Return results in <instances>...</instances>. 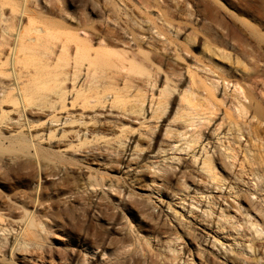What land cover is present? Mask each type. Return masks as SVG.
<instances>
[{
	"label": "rangeland",
	"instance_id": "374dc122",
	"mask_svg": "<svg viewBox=\"0 0 264 264\" xmlns=\"http://www.w3.org/2000/svg\"><path fill=\"white\" fill-rule=\"evenodd\" d=\"M14 1L0 0V32L2 31L0 33V42L6 40V42H9L7 44H10L12 47L14 46L13 41L16 37L15 32H13V30L11 32L10 30H7L8 26L11 25L10 22L7 23L8 25H6L7 27L5 26L6 27L5 29L4 25L6 24L7 21L5 22L3 20H7V19L8 21L13 20L11 18L16 17V12L15 13L12 12V9L16 5V3L24 2L25 3L24 5H26L27 0H14ZM29 1H33V0H29ZM41 1L34 0L33 1L34 3L28 2V4L31 5L30 7L28 4L27 5L31 10L43 16L42 18H39L37 19V21H35L39 27H42V29H46V27H44L46 21H53L55 23L61 22L63 20L62 17L63 12L64 15L69 13L74 14L80 10H82L80 11V13L81 12L83 13L84 11H86L85 8L89 5L86 2V0L85 1L66 0V2H68L67 4L64 0L62 1L58 0V3L60 1L63 6H61V3L59 5L56 0H55L56 2L52 0H48V1L41 0ZM50 1L51 3L53 2V4L55 2V4L57 5L54 7V10L56 9V7H58V5H59L58 8L61 7L60 10L59 9L55 10L60 12L61 14L58 13L56 16L57 12L55 14L47 13L46 8L49 7V5H53L50 3ZM193 1L195 2L196 0ZM12 2H14L15 4ZM37 2L38 3L41 2V4H38ZM45 2H47V4H45L46 6L44 5ZM79 2L80 4H78ZM81 2L83 3L85 2V4H82ZM35 3H37L38 6L37 4L35 5ZM216 3L222 12L228 15L230 14L236 15L240 20H243L244 22L246 21V23L249 22L251 25L256 26L260 30V33L264 34V27L263 28L258 27V25L261 22L260 20L257 19L259 17V13L257 11L254 10L253 14H244L232 8L227 3V0H216ZM39 5L42 6L43 10L40 8ZM83 5L85 7V8L82 7L84 8V11L83 9H81V6ZM36 7L38 8L39 11L37 10ZM73 8L78 10L76 11ZM62 9H66L65 10L66 13ZM200 10H202L200 11L199 14L201 18H198V20L195 21V24L192 22L188 26H186L188 27L186 28V34H189L188 35L189 38L190 37L194 38V44L192 48H189L188 50L189 54L187 55L186 50L184 49V47H182L183 46L182 44L186 43L187 38L185 37V35L182 36V34H180V36L177 37V42L179 43V45L170 44L171 49L169 50L172 51L173 49V51L172 52L164 51L163 52L164 54H160L158 56V60H155L156 62L153 61L154 62L153 66H155L154 69L157 70L158 67V70L155 73L153 66L152 67L150 66V68L146 67L148 70L153 69L152 72L155 76L154 75L152 76L151 74L152 80L151 78L150 80H148L149 77L147 78L146 76H143L142 79L139 78L141 77L139 75L135 76V78L139 76L138 77L139 81L138 79L133 80L134 84L132 83L133 85L131 84V86H134L135 83L138 86L137 88L136 85L135 87H132L133 90L132 89L130 90L132 93L131 94L129 93L130 94L129 96L131 98L133 95L135 96V94L139 95L140 93V95L142 96L143 93L146 94L147 98L145 96V100L147 101L143 105L146 111L148 110V113L146 112V115L145 114L143 115V112H139L140 103L138 102H136V105L134 106L136 108V106L139 105L137 106V108L139 109L138 111L139 113L138 114L135 113L137 112V108L136 109L133 108V104H135L133 102H135L134 100L136 99V97H132L135 98L134 100L131 99L133 100V102L131 100H128V98L127 100L124 99V103L126 106L123 108L124 105L120 103L118 105L119 107L117 108L112 106V102H109L112 99V96L110 95L107 97L109 100L106 98L108 102L106 101L101 105L98 104L97 105L98 107L96 106L97 108H93V109L91 108L92 110L90 108L87 109L82 104L83 96H80L78 100L74 101L76 95V89H72V87L69 86L70 85L69 82L63 83L64 85H61L60 83L61 86L69 87L67 88L68 90L65 91L66 92L65 97L61 101L58 95L56 94V91L58 90L56 89V87L59 86V83L57 82L58 80L62 79V76L60 75L61 76L60 78L54 77L55 75L54 71L57 70L54 68L58 66V64L55 62L57 61L56 59L58 58L60 53V50H58V48H55L54 53L53 52L51 53L48 50V53L49 54L51 53L52 55L51 54L49 55L48 53L47 55H45L46 53L42 51L43 49L44 51H46L47 48L43 47L45 41L42 40L43 45H39V46L34 45L33 47H29L27 49L29 51L23 50V54L22 52L18 51L20 54L19 53L17 54L18 60H15L14 63V57H16V53L12 51V47L10 48L8 45L6 46L5 44L6 42L5 43L3 42V44L0 43V57H1L0 62L6 63V65L4 63L2 66H0V78L2 80L1 82L2 84L3 83L6 84V85L3 84L2 86L6 87L7 90H10L9 88L12 87L11 85L14 82L13 79L17 77L22 86L30 87L31 84L36 83V87L39 91V94H42V96H40L39 98L37 97L38 100L36 102L38 103L43 101L46 102L47 97H48L47 103L51 104L55 101L51 107L53 110L50 108L46 109L45 107L44 108L41 107L43 109L42 110L41 108L38 109V107L36 108L34 106H29L28 108L30 109L26 108V110H24V114L26 118L31 117L30 126L27 127L25 120L23 121L25 117L24 114H22L23 113L22 109L14 101V98L12 96L15 92L10 91L9 92L10 94H8V96L6 94H3L5 88L3 89V87L0 84V88H1L0 90H2V92H0L1 95L0 96V173H1L0 176H2L0 177V192H1L0 193V218H1L0 219V229H1L0 230V242H1L0 264H33V263L34 264L36 263L37 264H111V263L112 264H249L251 262H253L251 264H264V233L260 235V237L262 236L260 238L257 235V233H255L256 229L254 227H250L253 219H251L245 214L246 213L245 208L253 211L255 210L257 211L258 209H260V206L261 208L264 207L263 206L264 202L256 198L257 192L258 193L263 192L264 188L261 191L260 187H256L254 185L256 183L255 180L253 182H250L251 177L247 175L248 169L243 170L238 168L236 169L237 170L236 172L234 166L231 165L233 167L232 170L233 169L234 170L233 172H230L232 170L229 169L225 170L223 166H221L218 163V161L225 159L226 157L225 155L228 153L225 150L227 146L230 147L237 146V148L235 147L234 148L236 149V151L240 150L239 153H242L241 156H244L245 153L247 154L245 155L246 162H244L246 168L248 165L254 162V164H251L254 167H252L251 165L250 167H252L254 170L258 168L256 169V172L257 173L259 172L260 174L263 173L262 175L264 176V170H263L264 141L260 140L264 137V130H263L264 123L257 125L256 124L258 123L257 120L256 119L252 120L253 118L251 116L249 117V113H250L249 108H248L249 113L244 116L242 115L243 117L237 112V108L240 106L239 104L241 103V101L245 106H248L249 100L246 101L243 99H239L241 101L237 100L238 98L236 94H234L233 91L231 90L232 83L229 84V86H226V88H223L220 80L219 89L218 91H216L213 100H211L210 102L211 109H209L210 103L208 102V100L204 99V96L206 97V94L202 90V88L199 86L198 87L193 86V90L195 89L196 92L195 94L197 95L196 96L194 94V96L197 97L194 100H196L197 102L193 101L196 104L192 103V107H190L189 109L188 106L187 109L191 111L189 112L190 114L194 112L195 114L199 115L197 118H195V116L197 115L192 114L195 115L193 116V118L195 119L190 117L192 115L188 116V118L185 116L189 114L188 110L184 108L182 109L181 107L187 106L184 105L187 103L181 102L180 95H178L181 92H183L185 86L190 85L189 82H191L192 76L196 80L197 79L205 80L208 84H210V82L212 81H217L218 76L219 75L221 76L222 74L232 77V79L240 78L239 81H244V83L246 82L245 84L241 82V84H243L244 87L246 86L249 87L251 85L250 88L248 89L251 90L254 96L253 98L254 101H252V103H255L254 105L256 104L260 105L261 103V105L264 107V82L262 76L259 75L262 74L261 73L262 71H264L263 69L264 52L263 50H261L262 52H260L259 50L260 48L258 49L259 50L258 51L256 49L258 47H256L255 44L252 46L251 43H253L252 41L254 40L252 39L254 38L253 36L249 34H247L249 37L243 36L244 34L241 32H237V33L231 32L228 33L229 34L228 35L227 31H225L226 29L222 28L223 30H221V28L217 26V23H219L220 21L222 22V18H221L222 16H220L219 19L217 20L218 16L214 13L210 14L212 12L210 10L209 12L208 9L206 10L204 6H201ZM88 11L89 10L87 9V12ZM207 12L211 15L210 19H209L210 15ZM84 13L86 14V12ZM50 14L52 16H50ZM205 14L208 15V17ZM17 16L19 17L18 13ZM20 17L19 18L21 19V22L23 21L22 25H25L26 22L28 23L26 16H20ZM16 20L17 17L16 19H14V21ZM179 21L180 20H178V22ZM1 22L4 24H2ZM212 24L216 26V28H214L213 31L206 28L211 26ZM217 27L219 30L217 29ZM5 30L8 31V32L6 31L7 34L10 33L8 34L9 35L8 38H5V36L7 35L4 32ZM56 30H58L56 32H59L58 28ZM225 33L227 34L228 38ZM3 34H5V36H2ZM38 34L41 35L40 33L36 32V36ZM161 39L164 40L163 37ZM222 39L225 42L222 41ZM145 40H147V38ZM249 40H251V42ZM97 46L98 45H95V47ZM177 46H179L178 51L176 49ZM262 46L264 47V43L262 44ZM250 51L253 52L255 51V52L250 53ZM183 53L186 54L187 56L184 55ZM248 53H250L252 56L250 54L248 55ZM259 53L261 56L257 55ZM8 54H10L11 56ZM21 54H22V58H20ZM43 54L45 55V57L43 56ZM7 55L10 56L11 58L8 59ZM23 55L24 57H26L25 59ZM28 55L30 59L27 57ZM48 55L51 57H48ZM41 56H43L42 61L40 59ZM46 57H48L49 59H46ZM251 57H253V59L255 60L253 61ZM257 58H259L263 62H261ZM5 59H7L8 61L12 60V62H10L9 64L6 62L7 60ZM256 59L258 60L259 65L256 64L255 62L257 61ZM38 60L39 62H37ZM53 61L54 63L52 64ZM20 64L22 65L23 68H25L24 70L22 69ZM31 64L33 65L31 66ZM54 64L57 66H53ZM38 65L39 67H37ZM40 65L41 67L43 66V69L44 68L45 69L42 70L40 68ZM33 66L37 69V71L34 68H33L34 70L32 69ZM50 67L52 68L49 69ZM256 67H259L260 69L259 68L255 69ZM261 67L263 70L261 69ZM250 68L253 69L251 70ZM28 69H30L32 72ZM27 70L29 71V73ZM253 70H255L256 72H254ZM3 72L5 74H3ZM13 72L14 74H12ZM257 73H258L257 75L258 77L254 76ZM11 74L14 75V77H12ZM33 74L34 76H32ZM7 75H10L11 78L9 76L7 77ZM37 75L39 78L38 77L35 78V76ZM48 75L50 76L48 77ZM24 77L26 79L29 77V79L25 80ZM164 79L169 81L167 82L165 80L164 82ZM153 80L156 81L157 83L155 82L156 83L155 84ZM53 81L56 84H53L54 83ZM151 81L154 84H152ZM171 83L172 85H174V87H177V89H175L172 85H170ZM149 84H151L154 88H152V86ZM104 87H105V83H104ZM165 87L168 90L172 91L174 94L170 93V96L169 94L168 96H166L167 94L159 95L160 93L159 91ZM134 88L137 90V92H138V88H140L141 91L143 90V93L140 92V89L138 93L137 92L135 93L136 90ZM172 89L173 90L175 89V92ZM45 91H47V94ZM50 91H53V93ZM48 94H50V96ZM5 95L6 97L3 98ZM43 95L45 96L47 95V96L43 98ZM72 96L74 99L71 98ZM162 96L163 97L165 96L167 99L163 98ZM162 98L164 99V101ZM57 100L59 106L56 107L55 104L58 105ZM150 101H152L155 105H157L159 101H161V103L162 102L168 103L167 107L165 105V107L167 108L165 113H163V115L161 113L162 112L161 108L163 107V106L161 107V105L163 104L161 105L158 104L157 106H154V104L151 103ZM213 102L215 103L214 106L216 107L212 105ZM109 104H111V107ZM194 104L198 106L194 108ZM120 105H122V107ZM150 105H152L154 108L150 107ZM114 106H117V104ZM158 106L160 107L157 108L156 111V107ZM150 108H152V110H150ZM179 108H181V110H179ZM177 109L179 112L177 111ZM192 109L196 111H193ZM20 110L22 113L20 112ZM153 110H155L156 112ZM209 110L210 111L217 110V113L215 112L216 116L211 115L213 116L210 120L211 122L210 121L207 122L203 118L205 115L211 113ZM180 111H182V113H180ZM157 112H160L161 114H158ZM183 112H186L187 114L186 113L184 114ZM20 113L22 114L23 119L22 117H20L21 116ZM179 113L182 114L181 116L183 118L181 117V120L180 119L176 120L178 115L180 117ZM154 114H158L157 117L158 119L155 117L156 115L154 116ZM152 115L154 118H152ZM53 119L55 120L54 123H53L54 121ZM188 119L190 120L193 119L194 121L189 120L190 123H188L189 122ZM200 119H203L202 121L205 122H202ZM193 122H195V124ZM156 123H158L157 126ZM246 124H248V126ZM188 125L190 126L187 127ZM256 125L258 126V128H260V130L258 129L259 132H257V135L255 136H259V137H253L252 140L253 134L247 133L245 129L247 130L251 128L256 129ZM26 129H28V131ZM241 129H243L244 132ZM166 131L168 132L171 131V132L170 134H168V132ZM198 131L203 132L202 138H200L201 140L199 139L200 141H198V144L195 147H193L195 144H193L192 142L191 145H193L192 146L193 148L192 149L188 148L186 143L188 142V140H191L190 138H192L191 136H193L194 134H195L194 137L198 136L196 135L200 133ZM238 131H240V133ZM182 132H184L185 134L187 132L188 135L182 137ZM241 132L245 134L242 137H240V135L242 134ZM248 135L251 137L250 139ZM260 135L263 136L261 137ZM20 137H25L26 141L28 140L31 142L30 145H33L34 147L37 146L40 151L44 153H48L49 159L47 158L46 161L45 159L44 161L42 160L41 164H39V162L37 161L33 162V154H35V148L33 146L28 150L24 148V152L21 151L13 152L12 148L17 147L18 149L20 147L17 146V144L19 145L17 141L20 140ZM34 137L37 139H35ZM194 137L193 140H195ZM228 142H231L232 144L229 145ZM203 144L205 146V150H202L204 147ZM224 144L225 146H223ZM261 145H263V147ZM259 146H261V148ZM184 148L186 149L188 148V150L185 149L186 150L185 151ZM222 148L225 150L224 151L225 153L223 152ZM219 151H221L220 154ZM213 153H215L216 155ZM221 153L223 154V156L221 155ZM20 156L23 157L24 160L23 159L21 160ZM262 156L263 158L261 159ZM220 157L222 158L220 159ZM246 157L247 159L249 158V160L251 159L250 161L248 160L249 164L247 163ZM207 158L208 159L211 158L212 161H213L212 158H214L216 160V161L214 160L215 165L218 167L220 166L219 168L215 166L216 170L214 169V173L219 175L217 176L215 174L216 181H218V183L212 181V178H210L211 177L210 174H208L210 176L209 177L207 173H205L206 172L205 170H200L203 169L201 168L203 167L201 161ZM253 158L254 161H252ZM55 159H59L64 162L57 163ZM257 160L259 163L257 162ZM51 161H54V163L57 164V166H55V164ZM228 161L230 162V164H232L231 160ZM229 162H227V164H229ZM255 163L257 166L255 165ZM260 163L261 166L258 165ZM44 164L49 165L51 167L55 166L54 168L47 170L48 171L47 173H50V176H48L47 174H46L47 176L44 175L45 174L43 173V170L45 169ZM32 165H34L33 167L36 168V171L33 169L35 179L33 178V180L31 181L29 180L31 179L29 178V173L32 172ZM37 168H41V169L37 170ZM234 171H235V175H234ZM243 171L246 172L244 173ZM229 172L231 174H229ZM24 175L27 176L25 177ZM242 175H244V177ZM44 176H46L48 179L47 178L45 179ZM224 176H226L227 178ZM39 177L42 178L40 179ZM63 177H66L67 181L70 182V184L72 185L70 189L66 188L65 192L60 191V184L63 181L62 180ZM223 178L225 185L220 183L222 182ZM226 179H229V181L231 179V181L228 182ZM10 180L11 182L9 183L8 181ZM245 181L250 183L247 184L245 183ZM213 182L217 185L221 184L227 188L224 189L215 188L214 186L216 185ZM95 183L96 184L99 183L101 184V186L94 187ZM250 189H253L251 190L252 192L250 191L251 193L249 192ZM255 189L257 191H255ZM116 190L118 192H116ZM44 191L46 192L45 194ZM47 192H49V194ZM53 192L57 194L54 195ZM124 192H125V199L120 200L119 197L121 196V193L124 194ZM253 193L255 196L251 195ZM263 193L260 194L264 195ZM32 194H36V195L33 196ZM54 196L56 199L54 198ZM218 196L219 198H221V200L217 198ZM122 197L123 195L120 198L122 199ZM213 199L216 201H214ZM30 200L32 201V204ZM84 202L85 204L84 206H82ZM89 202L91 205H89ZM202 202H204V204H202ZM217 202L220 205L222 204V202H226L227 207L224 206L226 208L224 213L222 212L223 214L219 213L221 211H219L220 210L218 207L219 205L216 207V205L218 204ZM206 203L207 204L209 203L210 206L211 204L213 205L215 204V206L212 205L213 207H210L209 204L207 205ZM2 204L4 207L2 206ZM70 205H73V207H71ZM168 206H170L169 209L167 208ZM262 209L264 210V208ZM263 210L262 213L259 211L260 212L259 223H261V226L264 225ZM235 215L236 217H238V221H239L238 222L239 224L237 223L238 226L239 227L241 226L238 232L235 233L233 232L231 235L230 233L224 231L225 235L228 238L226 240L219 239L220 241L217 240L218 243L216 241L214 242L212 238L206 239L207 238L206 234L208 233H210L208 235L211 236L215 235L214 233L222 234L223 230L221 228L227 226V228L230 229L229 225H236V221H234L236 219L234 220L232 219L233 216ZM208 216L211 218V220H209L210 218ZM227 217L228 219L229 218L231 219L227 220L226 222V220L224 219H227ZM37 218L40 220H38ZM2 219L4 220V222ZM31 220H33V222L38 224L40 222L41 224L38 226L39 229L37 230L38 228L37 227L36 228L37 231L35 230L39 234L38 236L40 237V241L39 239L37 240L38 238L37 235L34 236L36 239L33 236L30 237L22 236L25 229L28 228V225L32 223ZM249 220L251 221L249 222ZM212 221L214 223H212ZM5 222H7V224ZM204 222H206L207 224ZM219 222H222V225ZM225 222L227 224H225ZM161 226H164L165 228ZM42 228L43 231L49 234V236L47 233L44 234L45 232L41 231ZM3 229L5 231L7 229V231L4 232ZM218 229L219 230L221 229L222 232H220L221 230L219 231ZM48 230L51 232V234L50 232H48ZM204 231L208 233H205ZM243 234L244 236H242ZM138 235L142 237V241H141V237H139ZM150 236L152 237L150 238ZM161 237H164L165 240ZM143 238L146 239L147 242ZM173 239H175L176 241ZM253 239L255 241H253ZM4 240L7 243L9 242L8 245H6L7 243L4 244L5 243ZM235 240L238 241V243H236ZM139 241L140 243H138ZM172 241L175 242L172 243ZM34 242L36 243L33 244ZM10 243L11 245H9ZM22 243H24L26 246H24ZM19 244L22 245L20 246ZM36 244L37 246H35ZM146 244L149 245V247ZM151 244L152 246L150 247ZM7 246L9 248H7ZM40 246H42V249L40 248ZM127 246L131 248L129 247L127 248ZM168 247L170 248L169 250L167 249ZM16 248L18 249L19 252L17 251ZM39 248L41 250V253L39 251ZM171 250H173L172 253L174 252L173 255L172 253H170ZM142 251L143 252L148 251V252H144L145 256H143ZM135 252H138L139 255L138 253ZM116 254L119 256V258ZM237 256L239 258H237ZM244 258H247L249 260L251 259V261L247 263V261L245 260L244 262ZM95 259L96 261H94Z\"/></svg>",
	"mask_w": 264,
	"mask_h": 264
},
{
	"label": "bare ground",
	"instance_id": "6f19581e",
	"mask_svg": "<svg viewBox=\"0 0 264 264\" xmlns=\"http://www.w3.org/2000/svg\"><path fill=\"white\" fill-rule=\"evenodd\" d=\"M14 1V0H13ZM34 1V0H33ZM33 1H29V0H27L26 1V5H24L25 3L24 2H19V3H16V5L14 6V8L12 9V12H16V17H17V20L16 21H18V22H16V21H14V19H16V17H12L11 19H13V20H10V21H8V19L7 20H3V21H7L6 22V24L4 25V27L6 26V25H8L7 23H9L10 22V26H8V28H7V30H10V32L13 30V32H15V39H14V43H13V47L10 45V44H7V43H9V42H6V40L5 41H2V38H1V41L2 42H0L1 44H3V42L6 44V46L8 45L10 48L12 47V51L13 52H15L16 53V57H14V63H15V60H18V53L19 52H22V54H23V50L25 51V50H27L29 47H33L34 45H36V46H39V45H43V42H42V40L43 41H45L44 42V45H43V47H46L47 48V50L46 51H44V49H43V51L42 52H45L44 54L45 55H47V53H48V50H49V52H53L54 53V51H55V48H58V50H60V53H59V56H58V58L56 59L57 61L55 62V63H57L58 64V66L60 67H58L57 65H53V66H57L56 68H54V69H57L56 71H54L55 73V75H54V77H61L62 76V79L61 80H58V82L57 83H59V86H57L56 87V89H58L57 91H56V94L58 95V97H59V99L62 101V99L65 97V91L66 90H68L67 88H69V87H66V86H61V85H64L63 83H66V82H69L70 83V85L69 86H71L72 87V89H76V95H75V100L74 101H76V100H78L79 98H80V96H83V100H82V104H83V106L85 107V108H97L98 106V104H102V103H105L107 100H106V98L108 97V96H112V101L110 100L109 102H112V106L113 107H119L118 105L121 103V104H123L124 106H123V108L126 106L125 105V103H124V99H126L127 100V98H128V100H131V99H135V98H132V97H136V99L134 100L135 102H133V100H131L133 103H135V104H133V108H135V106L134 105H136V102H138V103H140V111H139V109L137 108V106H139V105H137L136 106V108H137V112H135V113H139V112H143V115L145 114L146 115V112L148 113V110L146 111V109H145V107L143 106L145 103H146V101L147 100H145V96H146V94L145 93H143V90L141 91V89L140 88H138V92H139V89H140V92H142L143 93V96L142 95H140V93H139V95L137 94H135L136 92H137V90L135 91V96L133 95L131 98H130V94L132 93L130 90L132 89L133 90V88L132 87H135V85H136V83H135V85L134 86H131V84L133 83L134 84V82H133V80H137L138 79V81H139V78L140 79H142V77L143 76H146L147 78L149 77V79L148 80H150V78H151V80H152V76L154 75L153 74V69H154V67L155 66H153V61H155V60H158V56L160 55V54H164L163 52L164 51H171V50H169V49H171L170 47H171V45L170 44H174V45H179V43L177 42V37L178 36H180V34H182V36L183 35H185V37L187 38L186 39V43L184 44H182L183 46L182 47H184V49L186 50V54L188 55L189 53V48H192V46H193V44H194V38L193 37H190L189 38V34H186V28H188V27H186V26H188L190 23H194L195 24V21L196 20H198V18H201L200 16H199V14H200V11H202V10H200V7L201 6H204L205 7V9L207 10L208 9V11L210 10L212 13H210V14H216L217 16H218V18H217V20L219 19V17L220 16H222L221 18H222V22L220 21L219 23H217V26L219 27V28H221V30H223L222 28H224V29H226L225 31H227V34L228 33H231V32H235V33H237V32H241V33H243L244 35L243 36H247V37H249L247 34H249V35H251V36H253L254 38H252V39H254L252 42L253 43H251L252 44V46L255 44V46L256 47H258V48H256L257 50L259 49L260 50V52H262L261 50H263V52H264V47L262 46V44L264 43V34H261L260 33V30L256 27V26H253V25H251L249 22L248 23H246V21L244 22L243 20H240L236 15H234V14H230V15H228V14H226V13H224V12H222L221 10H220V8L217 6V3H216V0H196L195 2L193 1V0H86V2L89 4H87L88 6V8L86 7H84V5L83 6H81V9H83V11H84V8L86 9V11H84V12H86V14L83 12H81L80 13V11H82V10H80V11H77L76 9H74V10H76L77 11V13H74V11H73V9H72V11H73V13L74 14H71V13H69V14H65L64 15V12L62 13L63 15H62V17H63V20L61 21V22H59V23H55V22H53V21H46L45 22V24H44V27H46V29H42V27H39L37 24H36V22L35 21H37V19H39V18H42L43 16L42 15H39L37 12H35V11H33V10H31L29 7L31 6V5H29L28 4V2H33ZM38 1V0H37ZM39 1H41V0H39ZM46 1H48V0H46ZM52 1H55V0H52ZM57 1V3H58V0H56ZM55 1V2H56ZM60 1H62V0H60ZM59 1V5H60V2ZM65 2H66V0H64ZM81 1H83V0H81ZM85 1V0H84ZM15 2V1H14ZM14 2H12V3H14ZM42 2V1H41ZM41 2H37L38 4H41ZM55 2H54V4H53V2L51 3V1H50V3L51 4H53V5H49V7H45L46 8V11H47V13L49 14V13H51V14H55L56 12V16H57V14L58 13H60V12H58V11H55L56 9H61V7L60 8H58L59 7V5H58V7H56V9L54 10V7L55 6H57L56 4H55ZM65 2H64V4H65ZM10 3V2H9ZM34 3V2H33ZM37 3H35V5L37 4ZM49 3V4H50ZM68 2H66V4H67ZM82 4H85V2L83 3V2H81ZM227 3L232 7V8H234V9H236L237 11H240L241 13H244V14H253V12H254V10L255 11H257L258 13H259V17L257 18L258 20H260V24L258 25V27H264V0H227ZM2 4V3H1ZM11 4V3H10ZM15 4V3H14ZM13 4V5H14ZM29 5V7H28V5ZM38 4H37V6H38ZM45 4H47V2H45L44 3V5ZM78 4H80V2L78 3ZM77 4V5H78ZM81 4V5H82ZM70 5V4H69ZM69 5H68V7H69ZM40 6V5H39ZM46 6V5H45ZM61 6H63L62 5V3H61ZM11 7H13V6H11ZM65 7H66V5H65ZM82 7H84V8H82ZM37 8V7H36ZM40 8L42 9V6H40ZM39 8V9H40ZM62 8H64V7H62ZM79 8V7H78ZM67 9V8H66ZM66 9H62V10H66ZM87 9L89 10L88 12H87ZM37 10H38V8H37ZM43 10V9H42ZM39 11V10H38ZM70 11H71V9H70ZM75 11V12H76ZM209 11V12H210ZM42 12H44V11H42ZM68 12V11H67ZM79 12V13H78ZM10 13V12H9ZM17 13L19 14V17L20 16H26L27 17V21H28V23L26 22V24L25 25H22V22H21V17L19 18L18 16H17ZM65 13H66V11H65ZM89 13V14H88ZM203 13V12H202ZM201 13V14H202ZM206 13V12H205ZM208 13V12H207ZM11 14H13V13H11ZM50 14V16H52ZM61 14V13H60ZM209 14V13H208ZM209 14V15H210ZM15 15V14H14ZM206 15V14H205ZM9 16H11V15H9ZM13 16V15H12ZM207 17H208V15H206ZM60 17V16H59ZM210 17H211V15L209 16V19H210ZM23 18V17H22ZM213 18H214V16H213ZM220 18V19H221ZM176 19H177V21H176ZM178 20H180L179 22H178ZM211 21V20H210ZM215 21V20H214ZM12 22V23H11ZM263 22V23H262ZM2 23V22H1ZM38 23H39V20H38ZM213 23V22H212ZM2 24H4V23H2ZM209 24V23H208ZM43 25V24H42ZM3 26V25H2ZM40 26H41V24H40ZM7 27V26H6ZM6 27H5V29H6ZM218 27H217V29H218ZM59 29V32H56V31H58V30H56V29ZM207 29H209V30H212L213 31V29L214 28H216V26H214L213 24L211 25V26H209V27H206ZM4 29V28H3ZM7 30H5L4 32L6 33V31ZM216 30V29H215ZM219 30V29H218ZM2 32V31H1ZM0 32V33H1ZM8 32V31H7ZM36 32L37 33H40L41 35H37L36 36ZM58 33V34H56V33ZM222 32V31H221ZM212 33V32H211ZM214 33V32H213ZM224 33V32H223ZM7 34V33H6ZM8 34H10V33H8ZM6 35L5 36V34H3L2 36H5V38H8V36L9 35ZM12 34H14V33H12ZM226 34V33H225ZM227 34H226V36H227ZM147 35H148V37H147ZM197 35V34H196ZM215 35V34H214ZM229 35V34H228ZM11 36V35H10ZM236 36V35H235ZM164 38V40H162L161 38ZM230 37V36H229ZM240 37V36H239ZM10 38V37H9ZM14 38V37H13ZM147 38V40H145ZM227 38H228V36H227ZM233 38V37H232ZM8 40V39H7ZM243 40V39H242ZM9 41V40H8ZM222 41H224L223 39H222ZM222 41H221V43H222ZM227 41V40H226ZM245 41V40H244ZM243 41V42H244ZM248 41V40H247ZM250 42H251V40H249ZM225 42V41H224ZM248 43V42H247ZM246 44V43H245ZM95 45H98L97 47H95ZM248 46V45H247ZM250 46V45H249ZM215 47V46H214ZM251 47V46H250ZM181 48V47H180ZM216 48V47H215ZM3 49V48H2ZM1 49V50H2ZM42 49V48H41ZM177 51L179 50V46H177ZM218 49H220V48H218ZM249 49V48H248ZM254 49V48H253ZM4 50V49H3ZM11 50V49H10ZM36 50V49H35ZM57 50V51H58ZM258 50V51H259ZM19 51V52H18ZM27 51H29V50H27ZM33 51V50H32ZM38 51V50H37ZM40 51V50H39ZM56 51V52H57ZM172 51H173V49H172ZM171 51V52H172ZM181 51H183V50H181ZM223 51H225V50H223ZM4 52V51H3ZM6 52V51H5ZM11 52V51H10ZM36 52V51H35ZM254 53L253 51H250V53ZM257 52V51H256ZM7 53V52H6ZM6 53H5V55H6ZM50 53V54H51ZM178 53V52H177ZM250 53H248V55L250 54ZM258 53V52H257ZM11 54V53H10ZM10 54H8V55H10ZM20 54V53H19ZM22 54L20 55L21 57L20 58H22ZM25 54V53H24ZM43 54V56L45 57V55ZM49 54V53H48ZM49 54V55H50ZM184 54V53H183ZM182 54V55H183ZM186 54H184V55H186ZM7 55V56H8ZM30 55V54H29ZM29 55L27 56L28 58H29ZM35 55V54H34ZM39 55H40V53H39ZM42 55V54H41ZM48 55V57H51V56H49ZM52 55V54H51ZM54 55V54H53ZM186 55V56H187ZM227 55V54H226ZM251 55V54H250ZM255 55V54H254ZM258 56L260 55V53L259 54H257ZM256 55V56H257ZM11 56V55H10ZM10 56H8V59H10L11 57ZM36 56H38V55H36ZM43 56H41V61L43 60L42 58H43ZM224 56V55H223ZM228 56V55H227ZM252 56V55H251ZM261 56V55H260ZM13 57V56H12ZM23 57H24V55H23ZM48 57H46V59H49ZM250 57V56H249ZM1 58V57H0ZM6 58V57H5ZM26 57H24V59H25ZM39 58V57H38ZM53 58V57H52ZM177 58V57H176ZM248 58V57H247ZM252 59H253V57H251ZM256 58V57H255ZM30 59V58H29ZM45 59V58H44ZM258 60H260L259 58H257ZM256 59V60H257ZM5 60H7V59H5ZM177 60V59H176ZM248 60V59H247ZM255 59H253V61H254ZM258 60L257 61H255L256 62V64L257 65H259V62H258ZM0 61H1V59H0ZM40 61V62H41ZM251 61V60H250ZM252 61V62H253ZM261 61V60H260ZM7 63H9L10 64V62H12V60L11 61H6ZM37 62H39V60L37 61ZM156 62V61H155ZM261 62H263V61H261ZM5 63V62H4ZM3 62L1 63L0 62V66H2L3 64H4ZM13 63V64H14ZM35 63V62H34ZM54 63V61L52 62V64ZM238 63V62H237ZM251 63V62H250ZM264 63V62H263ZM19 64V63H18ZM17 64V65H18ZM247 64V63H246ZM261 64V63H260ZM5 65H6V63H5ZM4 65V66H5ZM12 65V64H11ZM21 65V64H20ZM28 65V64H27ZM33 64H31V66H32ZM248 65V64H247ZM246 65V66H247ZM29 66H30V64H29ZM150 66L152 67L153 66V69H150V70H148L146 67H149L150 68ZM249 66V65H248ZM264 66V65H263ZM17 67V66H16ZM21 67H22V65H21ZM25 67H27V66H25ZM37 67H39V65L37 66ZM45 67V66H44ZM49 67V66H48ZM255 67V66H254ZM253 67V68H254ZM15 68V67H14ZM35 69L36 71H37V69L33 66L32 67V69ZM40 68L42 69V70H44L43 69V66L41 67V65H40ZM52 67H50L49 69H51ZM252 68V69H253ZM257 68H259V67H256L255 69H257ZM22 69L24 70L25 68H23L22 67ZM31 69V68H30ZM30 69H28V70H30ZM33 69V70H34ZM39 69V68H38ZM188 69V68H187ZM251 69V68H250ZM251 69V70H252ZM260 69V68H259ZM261 69H262V67H261ZM264 69V68H263ZM262 69V70H263ZM27 70V71H28ZM47 70V69H46ZM157 70H158V67H157ZM157 70H155L154 69V73L157 71ZM249 70V69H248ZM19 71V70H18ZM31 71V70H30ZM53 71H52V73H53ZM190 71V70H189ZM254 72H256L255 70H253ZM23 72V71H22ZM32 72V71H31ZM40 72V71H39ZM28 73H29V71H28ZM34 73V72H33ZM49 73H50V70H49ZM48 73V74H49ZM186 73H187V71H186ZM259 73V72H258ZM258 73L257 74H255L254 76H257L258 75ZM262 74H259V75H261L262 76V78H263V82H264V71H262L261 72ZM1 74H2V72H1ZM3 74H5L4 72H3ZM8 74H10V73H8ZM12 74H14V72L12 73ZM11 74V75H12ZM32 74V73H31ZM35 74V73H34ZM34 74L32 75V76H34ZM42 74V73H41ZM151 74H152V76H151ZM246 74V73H245ZM27 75V74H26ZM30 75V74H29ZM47 75V74H46ZM61 75V76H60ZM137 75H139V76H141V77H137V78H135V76H137ZM2 76V75H1ZM4 76V75H3ZM10 77V75H7V77ZM41 76V75H40ZM50 75H48V77H49ZM155 76V75H154ZM12 77H14V75H12ZM27 77V76H26ZM36 77H38V75L37 76H35V78ZM46 77V76H45ZM47 77V78H48ZM53 77V76H52ZM258 77V76H257ZM11 78V77H10ZM25 78V77H24ZM39 78V77H38ZM56 78V79H57ZM146 78V79H147ZM235 78V77H234ZM256 78V77H255ZM261 78V77H260ZM261 78V79H262ZM13 79V78H12ZM27 79H29V77L27 78ZM26 78H25V80H27ZM41 79V78H40ZM42 79H43V77H42ZM45 79V78H44ZM239 79L240 78H238V79H232V77H229V76H226V75H222L221 74V76L219 75L218 76V79H217V81H212V82H210V84H208L205 80H196V79H194V77L192 76V78H191V82H189L190 83V85L189 86H185V88H184V90H183V92H181L180 94H178V95H180V99H181V102H184V103H187V104H184V105H187V106H185V107H183L182 105V109L184 108V109H187V107L189 106V109H190V107H192V103H195V102H193V101H196V100H194V99H196L197 97V95L195 94L196 92H195V89L193 90V86H199V87H201L202 88V90L205 92V94H206V97L204 96V99H207L208 100V102L210 103L211 102V100H213V98H214V96H215V93H216V91H218V89H219V86H220V80H221V84H222V87L223 88H226V86H229V84H231L232 83V91H233V93L234 94H236V96H237V100H239V99H243V100H249V104H248V106H245L244 104H243V102L241 101V100H239V101H241V103L239 104L240 106L238 107V106H236V107H238L237 108V112L242 116H244V115H246V114H248L249 112H248V108L250 109L249 111H250V113H249V117L251 116L252 118V120H257V122L258 123H256L257 125L258 124H262V123H264V110H263V106L261 105V103H260V105H258V104H256V105H254L255 103H252V101H254L253 100V98H254V96H253V94H252V92H251V90L250 89H248V88H250V86L249 87H244L243 86V84H245L244 83V81H239ZM9 80V79H8ZM14 82H13V84L11 85L12 87L11 88H9L10 90H7L6 89V87H3L2 85L4 84H2V80H1V78H0V84H1V86L3 87V89H4V91H3V94H6L7 96H8V94H10L9 92L10 91H13V92H15L12 96H13V98H14V101L19 105V107L22 109V112H21V110H20V112L22 113V114H24V110H26V108H28L29 106H34V107H38V109L39 108H41V107H45L46 109H52L51 107H52V104H54V102L53 103H47L48 101H47V98H46V102L45 101H43V102H40V103H38V102H36L37 100H38V98L40 97V96H42V94H39V91H38V89H37V87H36V83H33V82H31V83H33V84H31V86L29 87V86H22L21 85V83H20V81H19V79L17 78V77H15L14 79ZM53 80H54V78H53ZM155 80V79H154ZM153 80V81H154ZM157 80V79H156ZM165 80L166 79H164V82H165ZM5 81V80H4ZM30 81V80H29ZM40 81V80H39ZM167 82L169 81V80H166ZM7 82V81H6ZM8 82H10V81H8ZM22 82H23V80H22ZM54 82V81H53ZM150 82V81H149ZM149 82H147V83H149ZM156 81H154V83H155ZM241 82H243V84H241ZM60 83H61V85H60ZM104 83H105V87H104ZM151 83H152V81H151ZM154 83H152V84H154ZM157 83V82H156ZM155 83V84H156ZM174 83V82H173ZM227 83V84H226ZM8 84V83H7ZM53 84H56L55 82L53 83ZM132 84V85H133ZM226 84V85H225ZM4 85H6V84H4ZM149 85H151V84H149ZM165 85H166V83H165ZM170 85H172V83L170 84ZM137 86L138 85H136V88H137ZM152 86V85H151ZM156 86V85H155ZM173 87H174V85H172ZM152 88H154L153 86H152ZM175 89H177V87H174ZM196 88V87H195ZM228 88V87H227ZM1 89V88H0ZM169 89H171V88H169ZM175 89L173 90L174 92H175ZM199 89V88H198ZM179 91V90H178ZM0 92H2V90H0ZM46 92V94H47V91H45ZM49 92V91H48ZM50 92H52L53 93V91H50ZM68 92H70V91H68ZM137 92V93H138ZM160 93H159V95H166V96H168V94H169V96H170V93H173L172 91H170V90H168L166 87L165 88H163V89H161L160 91H159ZM176 92H177V90H176ZM180 92V91H179ZM74 93V92H73ZM73 93H72V95H73ZM130 93V94H129ZM45 94V93H44ZM174 94V93H173ZM182 94V95H181ZM194 94L196 95V96H194ZM255 94V93H254ZM6 95L3 97V98H5L6 97ZM49 96H50V94H48ZM1 96V95H0ZM47 96V95H46ZM45 95H43V98H45L46 97ZM153 96V95H152ZM38 97V98H37ZM140 97V98H139ZM161 97V96H160ZM163 97V96H162ZM195 97V98H194ZM71 98H73V96L71 97ZM130 98V99H129ZM146 98H147V96H146ZM154 98V97H153ZM163 98H166L165 96L163 97ZM162 98V99H163ZM236 98V97H235ZM50 99V98H49ZM74 99V98H73ZM108 99V98H107ZM162 99H160V100H162ZM167 99V98H166ZM256 99V98H255ZM109 100V99H108ZM257 100V99H256ZM256 100H255V102H256ZM2 101H3V99H2ZM40 101V100H39ZM60 101V102H61ZM163 101H164V99H163ZM166 101V100H165ZM260 101V100H259ZM80 102H81V100H80ZM79 102V103H80ZM108 102V101H107ZM128 102V101H127ZM151 103H153L152 101H150ZM167 102H168V100H167ZM197 102V101H196ZM237 102V103H238ZM262 102V101H261ZM57 103H58V100H57ZM78 103V102H77ZM130 103V102H129ZM137 103V104H138ZM151 103H149V104H151ZM166 103V102H165ZM164 102H162L161 103V101H159V103L158 104H163V105H161V113H162V115H163V113H165V111H166V107H167V105H168V103H166L165 104ZM214 103V102H213ZM212 103V105L214 106L215 105V103L213 104ZM108 104V103H107ZM117 104V106H114V105H116ZM127 104V103H126ZM154 104V103H153ZM152 104V105H153ZM157 104V105H158ZM191 104V105H190ZM196 104V103H195ZM194 104V108L196 107V106H198V105H195ZM198 104V103H197ZM15 105V104H14ZM78 105V104H77ZM76 105V106H77ZM110 105V107H111V104H109ZM152 105H150V107H152V108H154ZM157 105H155L154 104V106H157ZM165 105H166V107H165ZM211 103L209 104V109H211ZM55 106L57 107V106H59V103H58V105H56L55 104ZM97 106V107H96ZM103 106H104V104H103ZM106 106H108V105H106ZM121 107H122V105H120ZM212 106V107H213ZM18 107V106H17ZM48 107V108H47ZM62 107H63V105H62ZM112 107V108H113ZM144 107V108H143ZM160 106H158V107H156V111H157V108H159ZM214 107H216V106H214ZM263 107V108H262ZM65 108V107H64ZM135 108V109H136ZM152 108H150V110H152ZM181 108H179V110H181ZM28 109H30V108H28ZM42 109V108H41ZM87 109H85V110H87ZM91 109V110H92ZM145 109V110H144ZM213 109V108H212ZM217 109V108H216ZM43 110V109H42ZM53 110V109H52ZM125 110V109H124ZM160 110V109H159ZM158 110V111H159ZM188 110V109H187ZM186 110V111H187ZM193 110V109H192ZM33 111V110H32ZM40 111V110H39ZM134 111H136V110H134ZM139 111V112H138ZM153 111H155V110H153ZM155 111V112H156ZM164 111V112H163ZM177 111H178V109H177ZM176 111V112H177ZM184 111V110H183ZM193 111H196V110H193ZM210 111V110H209ZM160 112H157L158 114H161ZM179 112V111H178ZM177 112V113H178ZM189 112H191V111H189L188 110V113ZM211 112V113H210ZM209 113L210 114H207V115H205L203 118H204V120L205 121H207V122H209L210 120H211V118L213 117V116H216V113H217V110L216 111H214V110H211ZM216 112V113H215ZM20 113V117H22V114ZM134 113V112H133ZM154 113V112H153ZM180 113H182V111H180ZM179 113V114H180ZM184 114L186 113V112H183ZM38 114H40V113H38ZM140 114H142V113H140ZM151 114H152V112H151ZM158 114H154V116L157 118L158 117ZM176 114V113H175ZM187 114V113H186ZM192 114H195L194 112L192 113ZM192 114H187V115H185L187 118H188V116H190V115H192ZM182 114H180V117H179V115H178V117H177V115H176V120H181V116ZM195 115H197V114H195ZM195 115H192V116H190V117H192L193 118V116H195ZM211 115H213V116H211ZM37 116V115H36ZM160 116V115H159ZM199 115H197V116H195V118H197ZM207 116V117H206ZM211 116V117H210ZM242 116V117H243ZM24 117H25V119H23V117H22V119H23V121L25 120V122H26V125H27V127L28 126H30V123H31V120H30V118H26V116H25V114H24ZM161 117V116H160ZM160 117H159V119H160ZM206 117V118H205ZM11 118V117H10ZM152 118H154L153 117V115H152ZM183 118V117H182ZM187 118H186V120H187ZM195 118H193V119H195ZM33 119V118H32ZM158 119V118H157ZM175 119V118H174ZM184 119H185V117H184ZM190 120V119H188V121L190 120V121H194V120ZM35 120V119H34ZM54 120V119H53ZM201 121L203 120V119H200ZM251 120V121H252ZM17 121V120H16ZM36 121V120H35ZM190 121L188 122V123H190ZM205 121H202V122H205ZM15 122V121H14ZM24 122V123H25ZM32 122H34V121H32ZM55 122V120L53 121V123ZM211 122V121H210ZM21 123V122H20ZM19 123V124H20ZM49 123V122H48ZM194 124H195V122H193ZM192 123V124H193ZM157 124L158 123H156V126H157ZM192 124H190V125H192ZM209 124V123H208ZM23 125V124H22ZM21 125V126H22ZM190 125H188L187 127H189ZM247 126H248V124H246ZM246 125H245V127H246ZM256 125V129H257V131H256V129H253V128H251V129H245L246 131H247V133H249V134H253L252 135V140H253V137H259V136H255V135H257V132H259V130H260V128H258V126ZM20 126V127H21ZM156 126H155V128H156ZM262 126V125H261ZM260 126V127H261ZM18 127V126H17ZM194 127V126H193ZM198 127V126H197ZM196 127V128H197ZM200 127V126H199ZM202 127V126H201ZM237 127V126H236ZM254 127V126H253ZM238 128H239V126H238ZM9 129V128H8ZM37 129H38V127H37ZM198 129V128H197ZM201 129V128H200ZM199 129V130H200ZM259 129V130H258ZM27 131H28V129H26ZM168 130V129H167ZM238 130H240V129H238ZM242 131H243V129H241ZM264 130V129H263ZM262 130V131H263ZM33 131V130H32ZM261 131V132H262ZM36 132V131H35ZM166 132H168V131H166ZM171 132V131H170ZM170 132H168V134H170ZM197 132V131H196ZM195 132V133H196ZM198 132H200V131H198ZM202 132V131H201ZM198 133V134H196V135H198V136H196V137H194V135L193 136H191L192 138H190L191 140H188V142L186 143L187 144V147L188 148H190V149H192L193 147H195L197 144H198V141H200L201 139L200 138H202V134H203V132L202 133ZM239 133H240V131H238ZM244 132V131H243ZM28 133V132H27ZM179 133H181V132H179ZM184 132H182V137H185L186 135H188L187 134V132H186V134L184 133ZM242 133V132H241ZM263 133V132H262ZM166 134V133H165ZM192 134V133H191ZM34 135V134H33ZM46 135V134H45ZM240 135V134H239ZM245 134H241L240 135V137H242V136H244ZM31 136V135H30ZM249 136V135H248ZM261 136V135H260ZM263 136V135H262ZM261 136V137H262ZM32 137V136H31ZM182 137H180V138H182ZM193 137L195 138V140H193ZM260 137V138H261ZM35 138V137H34ZM44 138V137H43ZM206 138V137H205ZM239 138V137H238ZM237 138V139H238ZM251 137L249 136V139H250ZM260 138H258V139H260ZM1 139H3V138H1ZM35 139H37V138H35ZM41 139V138H40ZM39 139V140H40ZM200 139V140H199ZM264 139V137L262 138V139H260V140H262V141H264L263 140ZM247 140V139H246ZM254 140H256V139H254ZM237 141V140H236ZM185 142V141H184ZM192 142H193V144H195L194 146L193 145H191L192 144ZM235 142V141H234ZM6 143V142H5ZM17 143H19V145L17 144V146H20L18 149H17V147L16 148H12L13 150V152H16V151H21V152H24V148L25 149H29V148H31L33 145H30L31 144V142L30 141H26V139H25V137H20V140H18L17 141ZM239 143V142H238ZM237 143V144H238ZM12 144V143H11ZM33 144V143H32ZM228 144L229 145H231L232 143L231 142H228ZM206 145V144H205ZM234 145H235V143H234ZM15 146H16V144H15ZM40 146V145H39ZM184 146H186V145H184ZM193 146V147H192ZM203 146H204V144H203ZM223 146H225V144L223 145ZM262 147H263V145H261ZM261 146H259L260 148H261ZM9 147V146H8ZM34 147V146H33ZM235 148H237V146H234ZM233 146H227L226 147V151L228 152L226 155L224 154L225 152V150L223 149V154L226 156L225 157V159H223V160H220V161H218V163L221 165V166H223V168L225 169V170H232V166H234V168H235V170L236 169H238V168H240V169H243V170H245V169H248V172H247V175H249L250 177H251V181L250 182H253L254 180L256 181V183L254 184L256 187H260L261 189V191L263 190V188H264V176L262 175V174H260L259 172L257 173L256 172V169H258V168H256L255 170L252 168V167H254V166H252L251 164H254V162H252L250 165L252 166V167H250V165H248L247 166V168H246V166L244 165V162H246L245 161V155H247L246 153L244 154V156H241L242 155V153H239V149H237V150H239V151H236V149L234 148ZM241 147V146H240ZM35 148V154H33V162H39V164H41V162H42V160L44 161V159H45V161H46V159L48 158V156H49V154L48 153H44V152H42V151H40L39 150V148L37 147V146H35L34 147ZM188 148L186 149V148H184V150L186 149V150H188ZM238 148H239V146H238ZM129 149V148H128ZM182 149V148H181ZM221 149V150H222ZM42 150H44V149H42ZM95 150H97V149H95ZM183 150V149H182ZM185 150V151H186ZM202 150H205V146L203 147V149ZM31 151V150H30ZM46 151V150H45ZM89 151H90V149H89ZM92 151V150H91ZM93 151H94V149H93ZM130 151V150H129ZM189 151H192V150H189ZM194 151V150H193ZM262 151V150H261ZM49 152V151H48ZM220 152L221 151H219V154H220ZM241 152H242V150H241ZM245 152V151H244ZM243 152V153H244ZM247 152V151H246ZM11 153V152H10ZM31 153V152H30ZM152 153H154V152H152ZM216 153V152H215ZM215 153H213V154H215ZM221 153V155L223 156V154ZM18 154V153H17ZM127 154V153H126ZM263 154V153H262ZM23 155V154H22ZM211 155V154H210ZM216 155V154H215ZM214 155V156H215ZM253 155H256V154H253ZM259 155H261V154H259ZM26 156H28V155H26ZM207 156H209V155H207ZM207 156H205V157H207ZM213 156V155H212ZM211 156V157H212ZM220 156V155H219ZM218 156V157H219ZM21 157V156H20ZM248 157V156H247ZM247 157H246V159H247ZM29 158H31V157H29ZM209 158V157H208ZM205 159V160H203V161H201V163H202V166L203 167H201V168H203V169H200V170H205L204 172L205 173H207V175L208 174H210V178H212V181H215V182H217L218 183V181H216V173H214V169H215V163H214V158H212L213 159V161L211 160V158L210 159ZM217 158V157H216ZM222 157H220V159H221ZM263 158V156L261 157V159ZM23 159V157H21V160ZM49 159V158H48ZM219 159V158H218ZM255 159H258V158H255ZM24 160V159H23ZM56 160V162L58 163H62V162H64V161H62V160H59V159H55ZM228 160H231V163L232 164H230V162L228 161ZM249 158L247 159V163L251 160H249ZM260 160V159H259ZM264 160V159H263ZM18 161H20V160H18ZM49 161V160H48ZM216 161V160H215ZM252 161H254V158H253V160ZM51 162H53L54 163V161H51ZM227 162H229V164H227ZM257 162H258V160H257ZM12 163V162H11ZM259 163V162H258ZM35 164H37V163H35ZM38 164V165H39ZM47 164H48V162H47ZM55 164V163H54ZM249 164V163H248ZM14 165H15V163H14ZM232 165V166H231ZM255 165H256V163H255ZM258 165H260L261 166V163L260 164H258ZM34 165H32V172H30L29 173V178H31V179H29V180H33V178H34V170L36 171V168L35 167H33ZM44 166H45V169L43 170V173H45L44 175H48V176H50V173H47L48 171V169H52V168H54L55 166H57V164H55V166H53V167H51V166H49V165H46V164H44ZM47 166V167H46ZM257 166V165H256ZM72 167V166H71ZM173 167V166H172ZM217 168H219L218 166H216ZM229 167V168H228ZM69 168V167H68ZM260 168V167H259ZM34 169V170H33ZM38 169H41V168H37V170ZM74 169V168H73ZM174 169V168H173ZM240 169H239V171H240ZM216 170V169H215ZM234 170V169H233ZM233 170L232 171H230V172H233ZM264 170V169H263ZM40 171V170H39ZM50 171V170H49ZM224 171V170H223ZM222 171V172H223ZM258 171V170H257ZM260 171V170H259ZM4 172V171H3ZM216 172V171H215ZM221 172V173H222ZM229 172V174H231ZM236 172H237V170H236ZM244 172V171H243ZM246 172V171H245ZM244 172V173H245ZM27 173V172H26ZM42 173V172H41ZM241 173V172H240ZM1 174V173H0ZM216 174V175H215ZM226 174V173H225ZM224 174V175H225ZM228 174V173H227ZM46 175V176H47ZM60 175V174H59ZM234 175H235V171H234ZM25 176V175H24ZM24 176H23V178H24ZM27 176V175H26ZM25 176V177H26ZM38 176V175H37ZM46 176H44L45 177V179L47 178ZM51 176H54V175H51ZM217 176H219V175H217ZM228 176V175H227ZM232 176V175H231ZM243 177H244V175H242ZM252 176H253V178H252ZM0 177H2V176H0ZM20 177H22V176H20ZM224 177H226V176H224ZM230 177V176H229ZM228 177V178H229ZM234 177V176H233ZM245 177H246V175H245ZM249 177V178H250ZM28 178V177H27ZM40 178V177H39ZM42 178V177H41ZM40 178V179H41ZM227 178V177H226ZM232 178V177H231ZM235 178V177H234ZM238 178V177H237ZM35 179V178H34ZM48 179V178H47ZM52 179V178H51ZM233 179V178H232ZM242 179H244V178H242ZM37 180V179H36ZM62 183L60 184V191H62V192H65L66 191V188L67 189H70L71 187H72V185L70 184V182H68L67 181V178L66 177H63L62 178ZM100 180V179H99ZM102 180V179H101ZM211 180V179H210ZM217 180H218V178H217ZM228 182H230L231 181V179H230V181H229V179H226ZM245 180H247V179H245ZM94 181V180H93ZM208 181V180H207ZM235 181V180H234ZM243 181V180H242ZM249 181V180H248ZM9 183L11 182V180L10 181H8ZM14 182V181H13ZM17 182V181H16ZM39 182V181H38ZM74 182V181H73ZM72 182V183H73ZM95 182V181H94ZM97 182V181H96ZM219 182H220V180H219ZM250 182H247V181H245V183H247V184H249ZM4 183H5V181H4ZM3 183V184H4ZM22 183V182H21ZM30 183V182H29ZM35 183H37V182H35ZM214 183V182H213ZM221 184H224L225 182H224V178L222 179V182H220ZM242 183V182H241ZM244 183V182H243ZM13 184V183H12ZM104 184V183H103ZM204 184H205V182H204ZM215 184V183H214ZM213 184V185H214ZM221 184H215L216 186H214L215 188H218V189H224V188H227V187H224L223 185H221ZM240 184V183H239ZM246 184V185H247ZM252 184V183H251ZM15 185V184H14ZM40 185V184H39ZM208 185V184H207ZM225 185V184H224ZM253 185V186H254ZM3 186V185H2ZM8 186V185H7ZM85 186V185H84ZM96 186H101V184H99V183H95L94 184V187H96ZM227 186V185H226ZM250 186V185H249ZM248 186V187H249ZM252 186V185H251ZM254 186V187H255ZM10 187V186H9ZM36 187V186H35ZM42 187H43V185H42ZM233 187V186H232ZM232 187H230V188H232ZM6 188V187H5ZM11 188V187H10ZM40 188V187H39ZM45 188V187H44ZM98 188V187H97ZM104 188V187H103ZM120 188H122V187H120ZM229 188V187H228ZM43 189V188H42ZM41 189V190H42ZM58 189V188H57ZM40 190V189H39ZM54 190V189H53ZM120 190V189H119ZM122 190V189H121ZM154 190V189H153ZM158 190V189H157ZM212 190V189H211ZM214 190V189H213ZM228 190V189H227ZM231 190V189H230ZM235 190V189H234ZM248 190V189H247ZM251 190H253V189H250L249 190V192L251 191ZM36 191V190H35ZM35 191H34V193H35ZM46 191V190H45ZM44 191V194L46 193ZM55 191V190H54ZM155 191V190H154ZM244 191V190H243ZM255 191H257L256 189H255ZM57 192V191H56ZM116 192H118L117 190H116ZM122 192V191H121ZM245 192V191H244ZM252 192V191H251ZM250 192V193H251ZM264 192V191H263ZM263 192H260V193H263ZM1 193V192H0ZM31 193H33V192H31ZM48 194H49V192H47ZM54 193V192H53ZM52 193V194H53ZM216 193V192H215ZM260 193H258L257 192V199L259 200H261L262 202H264V195H262V194H260ZM29 194V193H28ZM40 194H41V191H40ZM55 194H57V193H54V195ZM264 194V193H263ZM31 195V194H30ZM33 196L34 195H36V194H32ZM123 195V197H122V199L120 198L121 196ZM163 195V194H162ZM211 195V194H210ZM214 195V194H213ZM216 195V194H215ZM218 195V194H217ZM241 195V194H240ZM246 195V194H245ZM251 195H254V193L253 194H251ZM41 196V195H40ZM121 196L119 197V199L120 200H123V199H125V192H124V194H122L121 193ZM247 196V195H246ZM250 196V195H249ZM255 196V195H254ZM39 197V196H38ZM37 197V198H38ZM47 197V196H46ZM58 197V196H57ZM160 197V196H159ZM21 198H22V196H21ZM24 198V197H23ZM54 198H55V196H54ZM214 198V197H213ZM219 200H221V198H219V196L217 197ZM238 198V197H237ZM26 199V198H25ZM39 199V198H38ZM41 199V198H40ZM46 199V198H45ZM44 199V200H45ZM50 199V198H49ZM56 199V198H55ZM118 199V200H119ZM212 199V198H211ZM211 199H210V201H211ZM246 199V198H245ZM250 199V198H249ZM22 200V199H21ZM27 200H29V199H27ZM162 200V199H161ZM196 200V199H195ZM214 200V199H213ZM223 200V199H222ZM225 200V199H224ZM26 201V200H25ZM31 201V200H30ZM29 201V202H30ZM164 201V200H163ZM199 201V200H198ZM207 201V200H206ZM209 201V200H208ZM214 201H216V200H214ZM228 201V200H227ZM236 201V200H235ZM23 202H24V200H23ZM27 202V201H26ZM34 202V201H33ZM38 202V201H37ZM77 202V201H76ZM81 202H83V201H81ZM94 202V201H93ZM185 202V201H184ZM213 202V201H212ZM219 202V201H218ZM217 202V203H218ZM262 202H260V203H262ZM72 203V202H71ZM75 203V202H74ZM97 203V202H96ZM197 203V202H196ZM228 203V202H227ZM250 203V202H249ZM31 204H32V201H31ZM35 204V203H34ZM70 204V203H69ZM84 204H85V202L83 203V205L82 204H80V205H82V206H84ZM95 204V203H94ZM99 204V203H98ZM97 204V205H98ZM199 204V203H198ZM202 204H204V202H202ZM207 204V203H206ZM209 204V203H208ZM207 204V205H208ZM229 204V203H228ZM259 204V203H258ZM89 205H91L90 204V202H89ZM194 205V204H193ZM213 204H211V206H210V204H209V206L210 207H213V206H215V204L212 206ZM219 205V206H218ZM227 204H226V202H222V204L220 205L219 203L216 205V207L218 206L219 207V211H221V212H219V213H224V211H225V208L227 207L226 206ZM2 206H3V204H2ZM12 206V205H11ZM34 206V205H33ZM68 206V205H67ZM66 206V207H67ZM71 207H73V205H70ZM79 206V205H78ZM101 206V205H100ZM192 206V205H191ZM195 206V205H194ZM224 206H226V207H224ZM264 206V205H263ZM4 207V206H3ZM48 207V206H47ZM99 207V206H98ZM97 207V208H98ZM169 207L170 206H168L167 208L169 209ZM193 207V206H192ZM207 207V206H206ZM39 208V207H38ZM83 208V207H82ZM101 208V207H100ZM262 208H264V207H262ZM261 208V206H260V209H258L257 211L255 210V211H253V210H250V209H247V208H245V214L248 216V217H250L251 219H253L252 220V222H251V225H250V227H254L256 230V232L255 233H257V235L260 237V235L261 234H263L264 233V228H263V226H261V223H259L260 222V217H259V214H260V212L262 213V209ZM81 209V208H80ZM87 209V208H86ZM92 209V208H91ZM193 209V208H192ZM209 209V208H208ZM213 209V208H212ZM214 209H215V207H214ZM255 209V208H254ZM67 210V209H66ZM84 210V209H83ZM170 210H171V208H170ZM188 210H190V209H188ZM207 210V209H206ZM13 211V210H12ZM16 211V210H15ZM167 211V210H166ZM260 211V212H259ZM264 211V210H263ZM97 212V211H96ZM5 213V212H4ZM84 213V212H83ZM88 213V212H87ZM91 213V212H90ZM164 213V212H163ZM192 213V212H191ZM216 213V212H215ZM214 213V214H215ZM222 213V214H223ZM8 214V213H7ZM29 214V213H28ZM77 214V213H76ZM86 214V213H85ZM211 214H212V212H211ZM213 214V215H214ZM221 214V215H222ZM91 215V214H90ZM98 215H99V213H98ZM203 215H204V212H203ZM212 215V216H213ZM226 215V214H225ZM40 216H42V215H40ZM47 216V215H46ZM101 216V215H100ZM207 216V215H206ZM218 216V215H217ZM224 216V215H223ZM16 217H17V215H16ZM45 217V216H44ZM44 217H42V218H44ZM166 217V216H165ZM209 217V216H208ZM219 217V216H218ZM217 217V218H218ZM232 217V216H231ZM210 218V217H209ZM224 218V217H223ZM222 218V219H223ZM226 218V217H225ZM1 219V218H0ZM38 219V218H37ZM215 219V218H214ZM229 219H231V218H229ZM228 219V217H227V219H224V220H226V222H227V220H229ZM233 220L234 219H236V220H234V221H236V225H229L230 226V229H228L227 228V226L226 227H223V228H221L222 230H223V233L222 234H216V233H214L215 235H208V234H210V233H208V232H205V233H208V234H206V236H207V238L206 239H208V238H212L213 240H214V242L216 241L217 242V240H219V239H227L228 237L225 235V233H224V231H226L227 233H230L231 235H232V233L234 232H238L239 231V229L241 228V226L239 227L238 226V217H236V215L235 216H233V218H232ZM3 220V219H2ZM38 220H40V219H38ZM73 220V219H72ZM107 220V219H106ZM202 220V219H201ZM206 220V219H205ZM204 220V221H205ZM209 220H211V218L209 219ZM217 220V219H216ZM220 220V219H219ZM31 221H32V223H31ZM30 221V225H28V228L27 229H25V231L23 232V235L22 236H35V235H39L36 231L39 229V225H41L40 224V222L39 221H37V222H39V224L38 223H35V222H33V220H31ZM232 221V220H231ZM251 220H249V222H250ZM3 222H4V220H3ZM11 222V221H10ZM72 222V221H71ZM111 222V221H110ZM211 222V221H210ZM210 222H209V225H210ZM214 222H215V220H214ZM213 221H212V223H214ZM225 222V224H227ZM6 224H7V222H5ZM4 223V224H5ZM97 223V222H96ZM107 223H108V221H107ZM170 223V222H169ZM172 223V222H171ZM204 223H206V222H204ZM216 223H218V222H216ZM219 223H221V225H222V222H219ZM228 223H229V221H228ZM231 223V222H230ZM238 223V224H237ZM3 224V223H2ZM76 224V223H75ZM190 224V223H189ZM207 224V223H206ZM205 224V225H206ZM233 224H235V223H233ZM208 225V226H209ZM213 225V224H212ZM211 225V226H212ZM217 225V224H216ZM219 225V224H218ZM44 226V225H43ZM183 226V225H182ZM196 226V225H195ZM220 226V225H219ZM224 226V225H223ZM238 226V227H237ZM35 228V229H33V228ZM38 227V228H37ZM161 227H164V226H161ZM190 227V226H189ZM215 227V226H214ZM218 227V226H217ZM36 228H37V230H36ZM82 228V227H81ZM165 228V227H164ZM216 228V227H215ZM211 229V228H210ZM220 229V230H221ZM248 229V228H247ZM1 230V229H0ZM36 230V231H35ZM41 230V229H40ZM44 230H46V229H44ZM205 230V229H204ZM216 230V229H215ZM219 230V229H218ZM219 230V231H220ZM222 230L220 231V232H222ZM235 230V231H234ZM3 231L4 232H6L7 231V229H6V231L3 229ZM15 231V230H14ZM42 232H45V231H43V228H42V230H41ZM159 231H160V229H159ZM208 231H209V228H208ZM212 231V230H211ZM210 231V232H211ZM249 231V230H248ZM9 232V231H8ZM48 232H50L49 230H48ZM176 232V231H175ZM174 232V233H175ZM203 232V233H204ZM217 232V231H216ZM250 232V231H249ZM47 232H45L44 234H46ZM179 233V232H178ZM244 233V232H243ZM248 233V232H247ZM253 233V232H252ZM48 234V233H47ZM50 234H51V232H50ZM82 234V233H81ZM133 234V233H132ZM156 234V233H155ZM162 234V233H161ZM173 234V233H172ZM199 234V233H198ZM242 234V233H241ZM158 235V234H157ZM163 235H164V233H163ZM167 235V234H166ZM179 235V234H178ZM4 236V235H3ZM36 236V237H37ZM46 236V235H45ZM48 236H49V234H48ZM47 236V237H48ZM130 236V235H129ZM137 236V235H136ZM135 236V237H136ZM139 236V235H138ZM172 236V235H171ZM205 236V237H206ZM234 236V235H233ZM242 236H244V234L242 235ZM246 236V235H245ZM248 236V235H247ZM253 236H254V234H253ZM17 237V236H16ZM21 237V236H20ZM86 237V236H85ZM124 237V236H123ZM139 237H141V236H139ZM148 237V236H147ZM152 236H150V238H151ZM155 237V236H154ZM157 237V236H156ZM175 237H177V236H175ZM199 237H201V236H199ZM198 237V238H199ZM232 237V236H231ZM237 237H238V235H237ZM257 237V236H256ZM255 237V238H256ZM262 237V236H261ZM260 237V238H261ZM35 238V237H34ZM96 238V237H95ZM150 238H148V239H150ZM161 238H163L164 239V237H161ZM236 238V237H235ZM253 238V237H252ZM254 238V239H255ZM258 238V237H257ZM5 239V238H4ZM15 239V238H14ZM36 239V238H35ZM34 239V240H35ZM39 239V241H40V237L38 236V238H37V240ZM98 239V238H97ZM136 239H138V238H136ZM144 239V238H143ZM155 239V238H154ZM159 239V238H158ZM192 239V238H191ZM200 239V238H199ZM253 239V241H255ZM144 240H146V239H144ZM165 240V239H164ZM163 240V241H164ZM173 240H175V239H173ZM205 240V239H204ZM203 240V241H204ZM231 240V239H230ZM249 240V239H248ZM8 241V240H7ZM23 241V240H22ZM33 241V240H32ZM122 241V240H121ZM129 241V240H128ZM141 241H142V237H141ZM158 241V240H157ZM171 241V240H170ZM176 241V240H175ZM175 241H172V243L173 242H175ZM209 241V240H208ZM207 241V242H208ZM220 241V240H219ZM236 241V240H235ZM4 242H5V240H4ZM38 242V241H37ZM123 242V241H122ZM144 242V241H143ZM146 242H147V240H146ZM145 242V243H146ZM150 242V241H149ZM148 242V243H149ZM243 242V241H242ZM251 242V241H250ZM7 242H5L4 244H6ZM9 243V242H8ZM8 243L6 244V245H8ZM12 243V242H11ZM11 243L9 244V245H11ZM17 243V242H16ZM31 243V242H30ZM29 243V244H30ZM36 242H34L33 244H35ZM41 243V242H40ZM124 243V242H123ZM126 243V242H125ZM130 243V242H129ZM138 243H140V241L138 242ZM211 243V242H210ZM218 243V242H217ZM235 243V242H234ZM236 243H238V241H236ZM235 243V244H236ZM0 244H1V242H0ZM24 246H26L24 243H22ZM21 244V245H22ZM38 244V243H37ZM37 244L35 245V246H37ZM42 244V243H41ZM226 244V243H225ZM255 244V243H254ZM20 245V244H19ZM20 245V246H21ZM43 245V244H42ZM126 245V244H125ZM140 245V244H139ZM147 245V244H146ZM145 245V246H146ZM231 245H233V244H231ZM238 245V244H237ZM28 246V245H27ZM32 246V245H31ZM45 246V245H44ZM137 246V245H136ZM144 246V247H145ZM148 247H149V245H147ZM152 246V244L150 245V247ZM255 246V245H254ZM129 246H127V248H128ZM147 247V248H148ZM170 247V246H169ZM167 248L168 250L171 248ZM213 247H214V244H213ZM7 248H9L8 246H7ZM17 248H18V246H17ZM16 248V249H17ZM24 248H26V247H24ZM40 248L42 249V246H40ZM40 248H39V251H40V253H41V250H40ZM121 248V247H120ZM129 248H131V247H129ZM137 248V247H136ZM146 248V247H145ZM166 248V247H165ZM32 249V248H31ZM38 249V248H37ZM162 249V248H161ZM249 249H251V248H249ZM23 250H25V249H23ZM48 250V249H47ZM52 250V249H51ZM125 250H127V249H125ZM130 250V249H129ZM128 250V251H129ZM132 250V249H131ZM138 250V249H137ZM253 250V249H252ZM17 251H18V249H17ZM16 251V252H17ZM33 251V250H32ZM45 251V250H44ZM49 251H50V249H49ZM136 251V250H135ZM141 251V250H140ZM172 251L173 250H171V252L170 253H172ZM19 252V251H18ZM26 252V251H25ZM47 252V251H46ZM45 252V253H46ZM93 252V251H92ZM127 252V251H126ZM144 252H148V251H144ZM144 252L142 251V253H143V256H145V254H144ZM232 252V251H231ZM9 253V252H8ZM28 253V252H27ZM38 253V252H37ZM48 253V252H47ZM120 253V252H119ZM135 253H138V252H135ZM141 253V254H142ZM34 254V253H33ZM36 254V253H35ZM121 254V253H120ZM126 254V253H125ZM124 254V255H125ZM148 254V253H147ZM174 254V252L172 253V255ZM117 255V254H116ZM138 255H139V253H138ZM155 255V254H154ZM3 256V255H2ZM14 256H16V255H14ZM36 256V255H35ZM118 256V255H117ZM136 256V255H135ZM150 256H151V254H150ZM149 256V257H150ZM158 256V255H157ZM40 257V256H39ZM41 257H42V255H41ZM138 257V256H137ZM146 257H147V255H146ZM154 257V256H153ZM16 258V257H15ZM32 258V257H31ZM45 258V257H44ZM118 258H119V256H118ZM136 258V257H135ZM151 258V257H150ZM237 258H239L238 256H237ZM241 258H242V256H241ZM248 258V257H247ZM247 258H244V262H245V260L247 261V263L248 262H250L251 261V259L249 260V259H247ZM18 259V258H17ZM41 259V258H40ZM32 260H34V259H32ZM43 260V259H42ZM49 260V259H48ZM38 261V260H37ZM47 261V260H46ZM94 261H96V259L94 260ZM106 261V260H105ZM104 261V262H105ZM43 262V261H42ZM155 262V261H154ZM153 262V263H154ZM169 262V261H168ZM56 263V262H55ZM172 263H173V261H172ZM251 263H253V262H251ZM251 263H249V264H251ZM34 264V263H33ZM37 264V263H36ZM112 264V263H111Z\"/></svg>",
	"mask_w": 264,
	"mask_h": 264
}]
</instances>
